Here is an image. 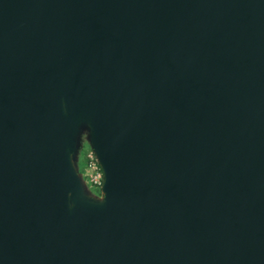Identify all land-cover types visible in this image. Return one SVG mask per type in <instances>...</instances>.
<instances>
[{"label": "water", "instance_id": "water-1", "mask_svg": "<svg viewBox=\"0 0 264 264\" xmlns=\"http://www.w3.org/2000/svg\"><path fill=\"white\" fill-rule=\"evenodd\" d=\"M0 264H264V0H0Z\"/></svg>", "mask_w": 264, "mask_h": 264}, {"label": "built area", "instance_id": "built-area-1", "mask_svg": "<svg viewBox=\"0 0 264 264\" xmlns=\"http://www.w3.org/2000/svg\"><path fill=\"white\" fill-rule=\"evenodd\" d=\"M81 173L88 187L95 193L101 194L103 170L96 158V154L89 145L81 153Z\"/></svg>", "mask_w": 264, "mask_h": 264}, {"label": "rangeland", "instance_id": "rangeland-1", "mask_svg": "<svg viewBox=\"0 0 264 264\" xmlns=\"http://www.w3.org/2000/svg\"><path fill=\"white\" fill-rule=\"evenodd\" d=\"M87 146H88L87 142L86 141H83V146H82L81 153H82L83 149H85ZM78 167L81 170V167H82V158H81V155H80V160H79V163H78Z\"/></svg>", "mask_w": 264, "mask_h": 264}]
</instances>
